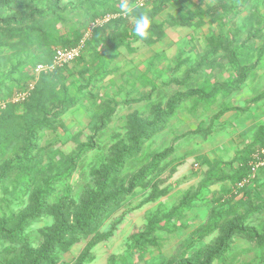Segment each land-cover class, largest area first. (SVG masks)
<instances>
[{"label": "rangeland", "instance_id": "rangeland-1", "mask_svg": "<svg viewBox=\"0 0 264 264\" xmlns=\"http://www.w3.org/2000/svg\"><path fill=\"white\" fill-rule=\"evenodd\" d=\"M155 1L147 0V6L141 7L135 0H128L130 4L140 8H137L133 15L137 14L138 10L146 14L150 13ZM194 1L200 2L193 0L185 4V13L193 9ZM121 2L122 0H26L23 9L5 14V17L10 16L17 20L28 16L32 10H37L45 17L44 19L35 17L32 21L34 29L30 32L26 31L28 27L26 23L21 26L13 24L11 27H0V118L9 105L18 106L16 115L4 121L3 125L0 124V177L2 178H0V231L13 230L17 224L21 225L24 218L38 205H42L48 212L60 208L58 214L70 224L81 201L95 190L98 175L110 170V164L115 161L111 157L112 151L116 148L120 149V144L130 145L126 124L131 114L137 113L139 120L149 123L153 121L156 106L166 111L170 100L180 95L206 88L211 90L218 86L224 87L227 84L224 77L229 75L235 80V73H228L229 53L235 50L239 61L247 58L250 63L258 49L264 46V18H262L264 0H248L240 6L237 2L233 6V9L238 10L237 14L229 12L221 15V12L217 11L213 17L216 20L213 21L209 20V15H205L204 19L209 20L208 24L214 27L197 33L200 37L199 48L190 47L194 38L186 36L182 27L166 25V22L180 14L176 5L169 4L154 19L157 24L163 25L165 31L163 37L156 43L159 44L158 51L163 49L162 51L167 52L168 56L177 58L178 62H174L165 72L157 74V82L153 90L151 85L144 88V81L141 82L142 86L136 82H125L126 72H123V68L110 71L112 59H106L104 63L88 61L92 58L91 51L94 50L91 36L95 29H99L103 34V40L109 32L118 38L132 34L134 29L132 17L125 18L124 23L119 19L124 17L120 14ZM201 3L209 4L207 0ZM55 8L59 11L53 13L52 10ZM94 14L96 16H93ZM253 14L259 15L263 30L257 31L252 22L248 23ZM88 31L90 36L84 49L85 58L81 61L83 66H77L80 62L69 66L74 79L71 76L69 79L62 77L61 81L53 82V88L51 80L35 76V64L49 60L56 46H72ZM105 40L102 45L95 46L100 55L105 47L114 43H109L107 38ZM204 43L206 44L202 48L201 44ZM164 52L158 53L157 63L168 59ZM246 52L249 54L246 55ZM260 61V64L264 65V57ZM197 64H202L204 68L196 67ZM159 69L158 64L156 70ZM183 70L199 71L197 73L200 77L197 80L191 78L184 80L181 77ZM104 72L108 74L100 82L91 80L87 89L91 86L90 90H93L91 96H96L97 99L91 97L83 99L81 116H75L74 113L72 114L73 109H68L67 113L54 123L51 130H43L36 134L37 147L33 152L25 155L26 132L42 118V113L50 115L52 111L58 109V105L65 100V97L71 98L76 94V89L72 90L71 87L72 80L84 87L86 80L91 78L93 73L97 75ZM208 76L212 77L213 82ZM40 81L45 85L41 94L48 92L46 103L50 107L46 110L37 107L35 110L31 109V113H27L25 107L20 105L31 100L37 92ZM233 82L228 84L233 85ZM31 83L33 88L28 90V85ZM244 84L237 92L241 91ZM79 88L77 87V90ZM17 93H25L22 102H13V97ZM228 94L225 93L226 96ZM101 98L107 99L101 102ZM92 100L96 102L93 103ZM188 100L191 101V98L182 101L180 107L166 121L163 130L144 143L139 154L127 160L116 177H111V180L115 181V188L127 191L130 181L148 166L152 156L169 149H172L173 153L160 163L157 171L143 184L136 186L118 205L108 209L94 231L74 239L68 249L57 250L51 264H175L173 260L181 254L184 261L199 264L207 251L214 248L221 235L220 225L189 249L185 247V243L191 239L194 230L205 232L211 221L212 212L215 211L213 209L235 205L241 199V193L237 189L231 197L225 196L223 201L211 203L209 210L199 204L187 212L185 219L182 220L186 225L185 228L176 232L155 231L149 234L148 227L155 221L164 226L165 219L181 200L194 196L199 190L202 191L201 183L206 180L200 181L201 174L194 171V168L179 178L178 176L183 172H180V164L177 161L180 158H200L213 153L214 147L218 146L220 141L228 143L230 137L236 138L237 132L234 129L224 131L227 127H221L222 123L224 122L225 126L230 122L229 125L232 126L235 119L233 117L244 116L248 107L255 102L231 108L230 112L233 113L228 114L229 118L227 115L229 112L216 114L218 109L231 105L226 97L219 100L218 109L215 107L216 109L213 110L214 114L207 111L208 108L196 113L197 110L190 104L185 105ZM90 109H94L92 117L87 113ZM247 117L248 115L244 116L245 119ZM100 124L103 128L99 131L97 128ZM249 136H252L251 130L240 133L238 139L246 142ZM90 138L93 148L82 153L84 146L90 144L88 142ZM242 148L240 158H246L247 147L242 146ZM259 150L257 149L250 156V172L240 182L242 186L240 188L254 181L260 170L264 168L263 166L253 172V165L257 159L255 156ZM23 156L24 158H21ZM22 159L32 161L24 164ZM18 162L22 165L17 171L6 172ZM73 164L71 176L65 179L68 168ZM249 186L251 187V184ZM214 188H218L217 184L207 189ZM257 189L260 192L255 191L257 192L255 195L251 190L250 198H253L251 199L253 203H260L257 207L260 208L264 206V186ZM164 190L167 191L166 194L162 193ZM56 213L52 215L45 213L33 220L25 221L22 227L20 226L23 242H13L1 237L0 264H27L30 253L41 245L44 238L57 225ZM239 213L243 215L245 211L240 210ZM229 218L234 220L236 217ZM261 221H264V208L256 214H250L246 219V223L250 226H259ZM234 224L236 225L237 222ZM262 227L261 225L258 227L261 234L264 233ZM231 242L229 256L225 262L215 260L211 264H264L262 258L257 257L261 249L254 243H249L243 238H234Z\"/></svg>", "mask_w": 264, "mask_h": 264}, {"label": "trees", "instance_id": "trees-1", "mask_svg": "<svg viewBox=\"0 0 264 264\" xmlns=\"http://www.w3.org/2000/svg\"><path fill=\"white\" fill-rule=\"evenodd\" d=\"M26 0H0V27H11L13 24L16 26H21L22 24H28L24 29L26 31H32L34 29L33 26V20L34 18L44 19L45 16L42 15V13L38 12L37 10H32L30 14L26 17H20L17 20L14 18L7 16L5 17V14H10L12 12H18L19 10L23 9V3ZM192 0H156L152 4V11L148 13L151 20V27L149 29L150 37L147 40H142L141 37L136 35L135 28L133 29L131 39L129 41L125 40L126 35L120 36V38L114 36V34H111L109 32L106 34V37H104V40L102 38V33L99 32V29H95L91 36V43L92 46L95 48V46L99 44H103L106 42L105 38L109 40V43H113L115 49L119 47H129L134 42H141L144 45H152L156 43V41L160 40L165 31L162 24H157L154 19L158 13L163 11L167 5L174 4L177 6L178 11L180 14L172 18L169 22H166V25L168 27H201L204 24V17L205 15H209L213 20H216L213 18V16L216 15L217 11L221 12V15H225L229 12H233L234 14L238 13V10L233 9L235 3L239 2L240 5H244V3L248 2V0H216V2L213 5H208L206 9L204 10L201 5L195 6V9L193 11L187 10V12L181 13L182 8L185 6V4L190 3ZM137 3V0H135ZM147 2V1H146ZM145 2V5L141 6H147ZM137 6V5H136ZM92 8V6H91ZM140 9V8H138ZM235 10V11H234ZM59 11V9L52 10L53 13ZM139 12L135 14L134 16H139L140 13H142L140 10ZM95 13V12H94ZM144 13V12H143ZM51 15V14H50ZM93 16H96L94 14ZM91 16V18H93ZM223 16H220L222 18ZM127 17H120L119 19L124 23L126 22ZM30 21V22H29ZM113 22V21H112ZM110 22V23H112ZM249 22H252V25H254L255 30L261 31L263 28H261V21L259 15L253 14L249 18ZM117 27V26H115ZM114 27V28H115ZM112 31V30H111ZM83 38V37H82ZM82 38L80 40H82ZM80 40L76 41L75 44L72 46H56L52 50V54L49 60L46 62H39L38 64L41 65H52L53 56L55 49H69L75 47ZM103 42V43H102ZM45 49V48H44ZM110 46L106 47L105 52H109ZM264 53V46H262L260 49H258V52ZM83 54L84 50L82 51L81 55L75 59L70 64H65L63 66H55L51 71H48L46 73H41L39 76L42 77V79L46 80L48 78L52 82V87L54 88L53 82L56 80L61 81L62 77H66L69 79L71 76L73 78L72 69H70V65L74 63H78L83 60ZM230 57L228 60L230 70L231 72L235 73V80L234 78H231V81L228 83L231 84L232 81H234L233 85H229L228 83L223 86H218L216 88L207 89L206 90H200L198 92H193L190 94H184L176 97L174 100H170L168 103V107L166 111H162L157 106L154 109V118L153 121L149 123H144L141 120H139V117L137 113L131 114L128 117L127 124H126V131L129 134V142L130 145H122L120 144L119 148H116L112 151L111 157L115 159V161L110 164V170H107L104 174L98 175V182L96 185V188L94 191L87 194V196L81 201L80 207L75 211V213L72 216V221L70 224H68L67 220L64 219L63 216H60L58 213L60 211V208L55 210L56 217H58V223L57 225L50 231V233L44 238L41 245L34 251H32L29 255V261L27 264H51V261L53 259V255L57 250H66L69 248L70 244L76 239L77 237L84 236L92 231H94L100 221L102 220L103 216L108 212V209H110L113 206L118 205L124 197L130 193L136 186H139L144 183V181L154 174L160 163L166 159L170 154L173 153L172 149L166 150L160 154H156L152 156L150 159V162L148 166L135 178H133L129 185L127 191H122L121 189H116L114 186V182L111 180V177H116L118 173L121 172L124 163L129 160L130 158H134L139 154L141 151V147L144 143L149 141V139L156 134L157 132H160L163 130L166 121L174 114V112L180 107V104L182 101L186 99H190L192 97L198 96L199 101L205 103L207 102L208 105L211 104L213 101L215 102V97L220 93L222 89H226L227 94L230 92L237 91L246 81L248 78V75L251 73L253 67H249V62L247 61V58L243 59L242 61H239L238 56H236L237 51L233 50L230 53ZM249 53L246 52V55ZM95 57L100 56L97 52H94ZM258 56L260 57L261 54L259 53ZM157 57V56H156ZM96 58L92 60V62H95ZM181 63V62H179ZM182 64V63H181ZM202 65V64H201ZM199 64L196 65V67H202ZM35 68V67H34ZM105 71V70H104ZM108 72L98 73L97 75L93 73L91 78H88L86 80V83L83 85H77L75 80H72L73 83L71 84L72 90L76 89V94H73L71 98L65 97V100L60 103L57 107L58 109H55L51 112V114L42 113V118L30 129L26 132V139H25V146H26V153L25 155L29 154L30 152H33L35 148L37 147V133L43 130H51L54 127V123L60 120L68 111V109H81V102L84 98H93L97 99L96 96L93 95L92 87L89 84L91 80L93 82H100L102 78L106 77ZM140 83L138 85H141V82H145L144 88H148L151 85V89L153 90V87L156 86L155 83L152 81L149 82L148 78L146 76H142L140 78ZM44 82L40 81L38 83V88L36 94L31 98V100H28L27 102L21 104L20 106L25 107V111L27 113H31V109H36L37 107L48 109L47 100L46 97L48 95V92L46 94H41V90L45 87L43 84ZM61 83V82H60ZM137 84V83H136ZM149 85V86H148ZM77 87H80L77 90ZM221 87V88H219ZM51 90V87H50ZM58 90V89H57ZM151 90V91H152ZM210 93V94H209ZM107 98H101V102H104ZM264 99V93L260 94L256 98H254V102L260 101ZM95 100H92L93 103L96 102ZM46 103V104H45ZM208 108V106L206 107ZM16 109H18V106L9 105L7 109L4 111L2 117L0 118V124L3 125L4 121H7L8 119H11L16 114ZM30 110V111H29ZM72 110V111H73ZM94 110V109H93ZM93 110L92 113L89 115L90 117L93 116ZM41 111V110H40ZM96 115V114H95ZM102 124H100L97 128V130H102ZM92 139L90 138L88 142L90 144L84 146L83 152L90 151L93 146L91 144ZM264 147V127L259 130V132L256 135L254 145L250 148H248L247 151V157L243 162H241L240 166L236 169L235 172H233V169L229 170V173L232 172L231 181L234 184L240 183L243 181L250 172L249 167V161L251 158L250 156L257 150ZM24 155V156H25ZM21 157V158H24ZM23 160V159H22ZM30 161L23 160L24 164H28ZM22 163H16L12 165V169L8 168L6 172H15L17 171ZM24 166V165H23ZM15 169V170H13ZM74 169V164L70 166L67 170V174H65V179H69ZM216 168L213 169L215 171ZM210 172L208 177L204 178L206 181L204 183H201L200 186L202 188V191L199 190L197 194H195L192 197H185L183 200H181L169 213V216L165 219V225L161 226L158 222H151L150 226L148 227V233H153L155 231H165V232H176L180 230L181 228H185V223L182 221L185 219V215L187 212L191 211L193 208H195L197 205L201 204V206H206V210H209V205L211 203H215L216 201H223L225 196L231 197L234 192L231 193V190H221L219 192H213L211 189L208 190L210 186L212 187L217 182L220 181V175L214 174ZM1 178V177H0ZM2 179V178H1ZM0 179V182H1ZM256 181V180H254ZM252 181L250 183H247L243 188L237 189V191H240L241 193V199L234 205H229V207H220L213 209L215 211L212 212V218L211 221L208 223L207 228L205 229V232L202 233L198 232L197 230H194L191 239L186 242L185 247L189 249L192 247V245L196 242H198L200 239L205 237L206 235L212 233L215 231V229L220 225L221 228V235L218 239L217 244L214 246V248H211L207 251L206 255L202 259V261L199 264H211L215 260H221L222 262H225V260L229 256V246L231 245V240H234V238H243L244 240L247 239V241L254 243L256 246H258L261 251L257 254V257H261L264 262V233L261 234L259 232V226H263L264 228V221H261V224L259 226L254 225L250 226L246 223L247 217L251 214L258 213L261 209L264 208V206H261L260 208H257L260 203H253L251 199V190L259 191L256 187L255 182ZM251 184V187L249 186ZM253 186V187H252ZM199 187V188H200ZM242 187V186H241ZM260 192V191H259ZM163 194H166L167 191L164 190L162 192ZM257 192H255V195ZM209 196H211L209 198ZM256 198H258L256 196ZM230 202V201H229ZM211 209V208H210ZM240 210L245 211V213L242 215L240 214ZM54 212L46 210L42 205H38L37 208L32 211L31 214H28L26 218H24V221L17 224V226L13 227V230L9 231H0V238L5 237L6 239H9L13 242H23L24 238H21V227L27 220H33L36 217L45 214L50 213L51 215L54 214ZM209 213V212H208ZM229 217H236L234 220L230 219ZM229 218V219H228ZM236 219V220H235ZM180 221V222H179ZM182 221V222H181ZM179 222L178 224H176ZM234 222H237L235 225ZM21 226V227H20ZM200 228V227H199ZM204 230V229H203ZM202 233V234H201ZM138 240V238H137ZM157 245V244H156ZM181 248L179 249V251ZM173 261H175V264H193L189 263L183 260L182 254L179 257H176Z\"/></svg>", "mask_w": 264, "mask_h": 264}, {"label": "crops", "instance_id": "crops-1", "mask_svg": "<svg viewBox=\"0 0 264 264\" xmlns=\"http://www.w3.org/2000/svg\"><path fill=\"white\" fill-rule=\"evenodd\" d=\"M199 1L200 2H195V1L193 2L194 3L193 9H190V11H193L195 9V6H199V5H201V7L203 9L204 8L206 9V7L209 4L213 5L216 2V0H207L209 4L205 5L204 3L203 4L201 3V1H205V0H199ZM228 1H230V0H228ZM190 7H192V6H190ZM185 8H186V6L184 8H182L181 13L185 12V10H186ZM213 17H215V16H213ZM262 18H264L263 15H262ZM210 19H211V17L209 18V20ZM209 20L204 19V24L201 27H193V26L192 27H182L186 36L189 35L190 38H192V37L194 38V42L190 47H196V48L200 47V46H198V43L200 42V41H198L200 39V37L197 36L198 32L205 31V29H208V28L213 29L214 25L213 26L209 25L208 24ZM261 27L263 28V25H261ZM131 37H132L131 34L126 35L125 40L129 41L131 39ZM205 44L206 43L201 44L202 48L205 46ZM113 45L110 46L109 52H107V53L104 50L106 48L105 47L102 50L101 55H100V52L98 51L97 47H95V48L93 47L94 50L91 51V52H93V54L90 55V56H92V58L88 61L92 62V60L94 58H96V60H95L96 62L99 63L101 61V63H104V62H106V59H109V60L112 59L111 65L109 64L110 65V68H109L110 71L117 70L119 68H123V72H126L125 78H124L125 82H131V83L136 82L137 84H139L140 79H138V78H140L142 76H146L148 78L149 82L152 81L153 83L156 84L157 74L158 73L161 74V73L165 72L166 69L168 70L173 66L174 62H178L177 58L173 59L172 58L173 56H168L167 52L162 51L163 49L161 51H158V47H159L158 43H154L152 45H144L141 42L137 41V42L132 43L129 47L123 46V47H119L116 49ZM94 52H97L100 56L95 57ZM159 52L166 53V56L168 57V59L161 60L160 63H157L156 56L158 55ZM259 53L261 54L260 57L258 56ZM263 57H264V53L262 52V50H261V52L257 51L255 58L248 64L249 67L254 66V68L252 69L251 73L248 75V78L246 79L245 84H244L245 86L241 89L240 92L234 91V92H231L232 94H230V95L228 94V96H226L225 93L227 90L222 89L220 91V93H218V95L215 97V102L213 101L209 105L207 102L205 103V101L200 102L198 100L199 99L198 96L192 97L191 101L188 100V102H186L185 105L190 104L191 107H194V109L197 110L196 113H198V111L200 112L201 110L204 111V108H206L208 106L207 111L214 114L215 112H213V110L216 109L215 107H217V105L219 104V100L222 99V97H226L227 101H230L231 105L230 106L227 105L226 107H223L220 110L217 107L218 111L216 112V114H226L227 112H229V113H227V115L228 114L231 115L233 113V112H230L231 108L242 107L247 103H252L254 98H256L260 94L264 93V65L260 64L261 63L260 60ZM181 63L186 64L187 62L186 63L181 62ZM191 63H193V62H191ZM151 64H152V68H151ZM158 64H159L160 69L156 70L158 68ZM228 64H229V62H227V65ZM77 66L82 67L83 63L80 61L79 65H77ZM85 66H86V64H85ZM191 66H192V64H191ZM162 67H164V68H162ZM203 68H204V66H203ZM228 69H229L228 73H230L231 72L230 66L228 67ZM197 72H199V71H196V72L190 71L189 72V70H183L181 72V73H183L181 77L184 80L186 78H191L192 80H197V79H199L198 77H200ZM202 72H204V71H202ZM208 77L213 82V80L211 79L212 77L211 76H208ZM224 79H225V82L228 83L229 81H231V76L228 75L226 78L224 77ZM197 101H198V103H197ZM237 101H239V103ZM193 102H195V104H193ZM73 113L75 116H81V114H82L80 108L74 109L72 111V114ZM87 113H88V115H90L92 113V109L87 111ZM230 115H228L229 118H230ZM245 115H248L247 119L244 118ZM244 116L242 115L239 117H233V118H235V119H233V121H234L233 125H235V126H233V125L230 126L231 125L230 122L224 126V124H223L224 122L222 120L223 123H222L221 127H227L224 129V131H227V130L230 131V129L231 130L234 129V131L237 132L236 138L232 139L230 137L228 139L229 140L228 143L220 141L218 143V146L214 147L213 153L206 154L205 156L203 155L200 158H180L179 161H177V162H179V164H180L179 165L180 172H183V173H181L180 176H178V177L182 178L188 172H190L192 170V168H194V171H198L199 172L198 174H201V176H200L201 180L200 181H202L204 178L208 177V175L210 174V172L213 171L214 168H216L215 171H213V173L220 175V181L216 183L218 186L217 189L216 188L211 189L213 192H219L221 190H231V193H232V192H234L235 189H239V187L241 186V183L234 184L231 181L230 178L232 176V172L229 173V170L232 167L233 172H235L236 169L238 168V166H240L241 162H243L245 160V158H240V156L242 154V149H243L242 146L244 148L247 147L246 149L253 146L257 133L259 132V130L261 128L264 127V122H262V119L264 117V99L260 100L259 102L258 101L255 102V104L252 103L248 107V111H247V113L244 114ZM249 130L252 131V136H249L250 138L246 142H243L241 139H238L240 133L245 132V131H249ZM226 139L227 138H225V140ZM179 169H178V171H179ZM255 180L256 181H254V182L257 185L256 187L260 188V189L263 188V186H264V168H262L260 170V172L255 177Z\"/></svg>", "mask_w": 264, "mask_h": 264}, {"label": "built area", "instance_id": "built-area-1", "mask_svg": "<svg viewBox=\"0 0 264 264\" xmlns=\"http://www.w3.org/2000/svg\"><path fill=\"white\" fill-rule=\"evenodd\" d=\"M146 1L147 0H137V4L138 6H143ZM89 32L90 31L84 34L82 40H80V42L75 47L69 49H55L52 65L50 66L41 65V64L36 65L34 68L35 76L38 77L41 73H46L48 71H51L55 66H63L65 64H70L75 59H77L86 47V41L90 36ZM32 88H33V84L31 83L28 85V90H31ZM24 98H25V93H17L13 97V102L16 103L22 102ZM255 158L257 159L255 160L253 165V172H256V170L264 166V147L259 150Z\"/></svg>", "mask_w": 264, "mask_h": 264}, {"label": "clouds", "instance_id": "clouds-1", "mask_svg": "<svg viewBox=\"0 0 264 264\" xmlns=\"http://www.w3.org/2000/svg\"><path fill=\"white\" fill-rule=\"evenodd\" d=\"M138 6H133L128 0H122L120 4V14L124 17H132L134 21L135 33L142 40H147L150 37L149 29L151 27V20L146 13H140L139 16L133 14L137 11Z\"/></svg>", "mask_w": 264, "mask_h": 264}]
</instances>
